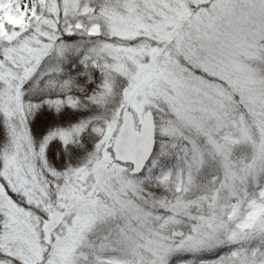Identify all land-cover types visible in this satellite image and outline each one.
Wrapping results in <instances>:
<instances>
[{
    "label": "snow or ice",
    "instance_id": "6c2138e0",
    "mask_svg": "<svg viewBox=\"0 0 264 264\" xmlns=\"http://www.w3.org/2000/svg\"><path fill=\"white\" fill-rule=\"evenodd\" d=\"M0 264H264V0H0Z\"/></svg>",
    "mask_w": 264,
    "mask_h": 264
}]
</instances>
